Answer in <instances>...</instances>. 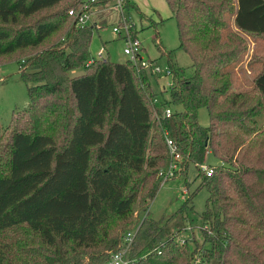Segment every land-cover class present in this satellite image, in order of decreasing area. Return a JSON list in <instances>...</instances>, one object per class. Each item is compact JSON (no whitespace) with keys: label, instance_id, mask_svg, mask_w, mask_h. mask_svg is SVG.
<instances>
[{"label":"trees","instance_id":"1","mask_svg":"<svg viewBox=\"0 0 264 264\" xmlns=\"http://www.w3.org/2000/svg\"><path fill=\"white\" fill-rule=\"evenodd\" d=\"M166 2L191 72L175 65V49L162 52L170 71L162 105L172 113L157 119L159 75L89 58L92 26L67 13L79 0H0V59L20 57L27 94L0 126V264H103L136 224L129 264H264V57L249 89H231L243 35L264 36V0ZM165 133L180 155L172 178L187 185L192 164L208 192L202 242L166 233L175 215L193 212L194 193L166 220L146 210L170 160ZM207 154L219 161L211 176L201 168ZM137 206L146 210L139 223Z\"/></svg>","mask_w":264,"mask_h":264},{"label":"rangeland","instance_id":"2","mask_svg":"<svg viewBox=\"0 0 264 264\" xmlns=\"http://www.w3.org/2000/svg\"><path fill=\"white\" fill-rule=\"evenodd\" d=\"M110 3L95 6L88 13L87 24L91 27V36L88 43V57H107L113 62H124L126 59L122 54V40L112 32L111 27L119 25L121 16L129 24L131 33L141 44V54L154 60L162 68L168 67L166 55H162L168 50L175 49L173 61L175 65L186 69V73L191 72V59L188 54L178 47L177 24L166 0H126L122 1L121 12L110 7ZM42 14V13H40ZM37 15L20 20L21 23L30 22ZM122 30V29H121ZM59 33V32H58ZM58 33L54 36H58ZM247 51L239 65L234 69L237 76L232 81V90L249 89L251 87L250 76L254 75L261 68L260 59L264 57V36L243 35ZM49 40V42L51 41ZM54 39V38H53ZM20 57L15 53L4 55L0 59V126L5 127L10 121L12 113L24 108L27 104L26 87L17 69ZM73 72L79 73L80 69ZM157 88L164 83L170 82V74L158 76L156 78ZM155 90H157L155 88ZM166 93V92H165ZM167 95V93H166ZM258 97V95H255ZM198 122L202 126H207L209 116L206 108H199L197 112ZM258 122L264 125V112L258 117ZM219 161L211 154H207L203 165H217ZM201 179L197 177V170L194 165L188 168L187 185L183 177H173L163 184H159L158 190L145 207L156 219H168L175 214L184 204L185 200L194 193L191 203L193 212H188L181 218V213L175 215L168 224L166 233H177L179 237H188L193 232L198 242H202L199 229L201 225L200 215L205 209L208 192L205 187H200ZM183 190H186L184 192ZM144 210V211H146ZM143 211L139 206L135 207L132 217L141 216ZM185 220V221H184ZM189 230H185V227ZM181 227V231L179 228ZM5 236V235H4ZM190 242V241H189ZM191 243V242H190Z\"/></svg>","mask_w":264,"mask_h":264},{"label":"built area","instance_id":"3","mask_svg":"<svg viewBox=\"0 0 264 264\" xmlns=\"http://www.w3.org/2000/svg\"><path fill=\"white\" fill-rule=\"evenodd\" d=\"M103 1V4L110 3L111 8L118 9L121 12V4L123 0H79V8L77 10L70 9L67 11V13L73 16L76 24L86 25L88 13L90 12L91 7L98 6ZM129 27V24H127L126 20H124L121 16L119 25L112 26L111 30L121 38L122 54L125 56L126 60H128L132 64L136 73L141 70H145L147 72H153L159 76L170 74L168 67L162 68L154 60L146 58L141 54V44L139 40L131 34V29ZM98 57L102 58L100 56ZM169 86L170 82L160 85V87H158V94L153 96L151 99V103L154 106V115L157 119L160 115L163 117H169L172 113L171 106L162 105L164 102L163 93L169 90ZM165 142L170 155V160L167 167L161 168L158 172V175L161 178V184L172 178L175 170L178 169L177 162L180 159L175 141L167 136L166 133ZM201 168L202 171L205 172L206 176H211L213 174V168H211L210 166L202 164ZM183 191L186 192V190ZM144 213L145 211H143V214ZM143 214L140 216L138 223L143 218ZM138 225L139 224L133 225L131 228L122 233L118 249L108 252V257L106 261L103 262V264H129L130 260L126 257V252L129 249ZM185 230H189V227H185ZM179 242L182 244L184 242V237H179ZM158 253H160V250H158Z\"/></svg>","mask_w":264,"mask_h":264}]
</instances>
